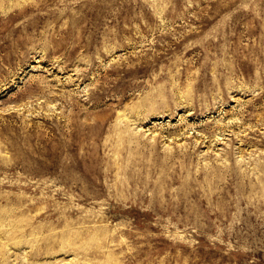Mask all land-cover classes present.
Segmentation results:
<instances>
[{"label":"rangeland","instance_id":"rangeland-1","mask_svg":"<svg viewBox=\"0 0 264 264\" xmlns=\"http://www.w3.org/2000/svg\"><path fill=\"white\" fill-rule=\"evenodd\" d=\"M0 264H264V0H0Z\"/></svg>","mask_w":264,"mask_h":264},{"label":"bare ground","instance_id":"bare-ground-1","mask_svg":"<svg viewBox=\"0 0 264 264\" xmlns=\"http://www.w3.org/2000/svg\"><path fill=\"white\" fill-rule=\"evenodd\" d=\"M131 161H133V160H131ZM134 162H136V161H134ZM149 162V164H144V165H147L151 170L153 169V167H155V166H164L165 164H167L165 161L163 162V163H161V164H155L154 166H152L151 165V161L149 160L148 161ZM169 162V161H168ZM143 165V164H142ZM131 166V165H130ZM130 166H128V167H130ZM134 166V165H133ZM136 166V165H135ZM156 168V167H155ZM87 170V169H86ZM148 171H149V169H147ZM150 170V171H151ZM89 171H90V169H89ZM150 174V173H149ZM130 179V178H129ZM131 179H132V177H131ZM134 180H135V178H134ZM136 181H137V178H136ZM186 184H188V183H186ZM187 186V185H186Z\"/></svg>","mask_w":264,"mask_h":264}]
</instances>
